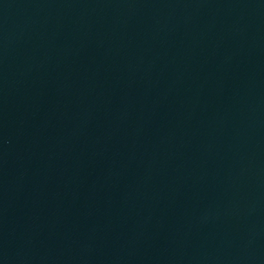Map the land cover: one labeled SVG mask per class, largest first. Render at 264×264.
Segmentation results:
<instances>
[{"label":"water","instance_id":"obj_1","mask_svg":"<svg viewBox=\"0 0 264 264\" xmlns=\"http://www.w3.org/2000/svg\"><path fill=\"white\" fill-rule=\"evenodd\" d=\"M0 264H264V0H0Z\"/></svg>","mask_w":264,"mask_h":264}]
</instances>
